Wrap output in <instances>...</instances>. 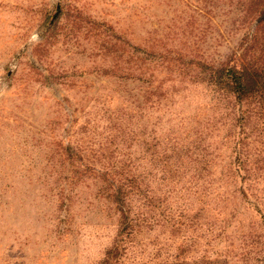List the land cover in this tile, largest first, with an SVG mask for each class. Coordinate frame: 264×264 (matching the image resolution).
<instances>
[{
  "label": "rangeland",
  "instance_id": "1",
  "mask_svg": "<svg viewBox=\"0 0 264 264\" xmlns=\"http://www.w3.org/2000/svg\"><path fill=\"white\" fill-rule=\"evenodd\" d=\"M263 1L0 0V264H264Z\"/></svg>",
  "mask_w": 264,
  "mask_h": 264
},
{
  "label": "trees",
  "instance_id": "2",
  "mask_svg": "<svg viewBox=\"0 0 264 264\" xmlns=\"http://www.w3.org/2000/svg\"><path fill=\"white\" fill-rule=\"evenodd\" d=\"M257 23H263L264 22V1L262 3V6L258 12V18H257ZM214 83L220 87H223L224 91H227L228 93H231L232 96L237 101H246L251 98L254 93H260L263 94V86L264 82H261L263 80L260 77V73L250 71V69H247L243 65H240L239 62L236 61L234 58L233 62L228 65H224L220 68L215 69L214 73ZM257 76V80H255L254 77ZM218 81V83H217ZM256 86V87H255ZM261 88V89H260ZM262 111V110H261ZM173 142H176L177 140H173ZM155 143L153 147L155 149H160V144L157 143V141H154ZM153 144V143H152ZM156 150L150 154L149 161L151 162L152 165H170L171 167L174 168L175 171L179 169V152L176 151V148L174 147L170 148L167 144L165 149L163 148L162 150ZM80 161L82 160V157H77ZM115 164V163H114ZM129 164L128 160H125L122 162V165L125 166ZM81 167H87L85 164H80ZM116 167V166H115ZM111 169H114V165L110 167ZM117 168V167H116ZM120 168V167H118ZM112 173H118L113 170ZM166 176V173L164 174V178ZM126 181V179H124ZM128 182V181H127ZM128 186L123 185H116L113 194L111 197L117 200L119 203V200H123L124 204L126 197L130 193L129 189L127 190ZM123 213V212H122ZM129 213V210L127 214ZM126 214V215H127ZM126 215L124 218L128 221ZM107 257L114 259L117 258L116 254H113L112 250H109L107 252ZM107 258V259H108Z\"/></svg>",
  "mask_w": 264,
  "mask_h": 264
}]
</instances>
